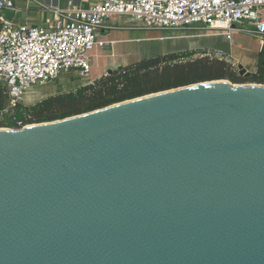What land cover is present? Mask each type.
I'll return each instance as SVG.
<instances>
[{"label": "water", "instance_id": "obj_1", "mask_svg": "<svg viewBox=\"0 0 264 264\" xmlns=\"http://www.w3.org/2000/svg\"><path fill=\"white\" fill-rule=\"evenodd\" d=\"M41 124L0 127V264H264V84Z\"/></svg>", "mask_w": 264, "mask_h": 264}, {"label": "built area", "instance_id": "obj_2", "mask_svg": "<svg viewBox=\"0 0 264 264\" xmlns=\"http://www.w3.org/2000/svg\"><path fill=\"white\" fill-rule=\"evenodd\" d=\"M60 1L23 0L27 13L31 7L53 12L50 22L31 24L12 21L20 0H0V85L7 87L9 109L29 105L25 98L34 87L53 82L61 73L89 78L93 52L107 44L98 32L112 17L125 16L151 31L201 28L230 44L235 33H249L264 44V0H97L88 6L81 0H65V7ZM5 9L13 11L11 19L2 15ZM195 23L201 27H194ZM222 55L215 56L231 61V56ZM231 63L238 72V62ZM11 113L13 125L4 128L29 125V113L23 117Z\"/></svg>", "mask_w": 264, "mask_h": 264}, {"label": "trees", "instance_id": "obj_3", "mask_svg": "<svg viewBox=\"0 0 264 264\" xmlns=\"http://www.w3.org/2000/svg\"><path fill=\"white\" fill-rule=\"evenodd\" d=\"M193 54V51L167 53L108 68L105 75L74 91L51 94L34 104H19L14 109L8 108L7 87L0 85V127L13 125L11 110L18 117L29 113V124L43 123L197 82L226 79L232 83L264 84V44L257 53L255 71L249 77L240 76L225 58L215 55L193 58Z\"/></svg>", "mask_w": 264, "mask_h": 264}, {"label": "rangeland", "instance_id": "obj_4", "mask_svg": "<svg viewBox=\"0 0 264 264\" xmlns=\"http://www.w3.org/2000/svg\"><path fill=\"white\" fill-rule=\"evenodd\" d=\"M24 3L23 0H20L17 6L21 8L19 11L14 14L12 21L13 22H22L25 17H26V12L24 11L23 7ZM51 13L47 14V18L50 20L51 16L49 15ZM139 32L141 31L142 34L146 36H159L161 34H168V33H180V34H185V35H194V36H186L189 39L184 40L185 42H189L190 47L189 49H186L184 51L187 52H194L193 58L200 57V54L210 52L212 55H218V53L226 55V56H231L230 62H241L244 64L247 70L254 72L255 71V62L257 55L254 56L252 53L254 51V48H258L260 45V40L257 39L256 37L250 35L249 33H235L233 38H232V44H230L225 37L213 34L212 31H206L201 28L197 29H185L182 31H151V30H138ZM190 40V41H189ZM184 42V44H185ZM154 43L153 41H145V44H152ZM165 44H170V41H165ZM154 44V48H156ZM187 45V43H186ZM160 48H162V45H160ZM179 51V50H177ZM168 50L166 52H161V53H155L151 54L150 56H144L143 58H148L151 56L155 55H161V54H167V53H180L184 51H179L177 52ZM109 52V51H107ZM252 52V53H251ZM95 53H98L95 52ZM135 55V56H134ZM222 55V56H223ZM97 58H94V52L92 56V68H91V73L89 78H84L80 79L74 76L72 73H61L57 79H55L53 82L42 85V86H36L34 87V91L30 92L28 94L29 98H25V101L27 104L31 105L34 104L44 97L51 95V94H56L59 92H65V91H71V90H76L80 85L89 83L90 80L96 75L97 71L94 68L95 62H99L100 68L98 71H104L107 69V67L113 68L118 65H127L136 62V57H138L137 52L135 54H130L128 56V60L126 59L125 61H117L112 65H106V63L109 62L110 58L109 57H104V56H99L97 54ZM141 58V59H143ZM130 59V60H129ZM136 60V61H135ZM244 60H247L243 62ZM139 61V60H138ZM107 71V70H106ZM101 77V76H100ZM94 80V79H93ZM251 82H244V83H235V84H250ZM3 127H8V126H3Z\"/></svg>", "mask_w": 264, "mask_h": 264}, {"label": "crops", "instance_id": "obj_5", "mask_svg": "<svg viewBox=\"0 0 264 264\" xmlns=\"http://www.w3.org/2000/svg\"><path fill=\"white\" fill-rule=\"evenodd\" d=\"M51 1V0H46ZM97 0H81V4L83 6H88L91 3H94ZM54 3V0H52V4ZM59 5L61 7L66 6V1L61 0ZM24 7V5H23ZM21 9V8H19ZM25 11V10H24ZM26 12V11H25ZM51 16L50 20L47 18V14ZM53 18V12H44L41 13L38 8L31 7L29 10V13L26 12V17L22 22L28 21L31 24H38V23H45L50 22ZM20 22V21H19ZM15 22V23H19ZM138 30H143L137 24H135L132 20L125 16H117L112 17L110 19H107L104 21L103 27L99 30L98 36L102 37L104 40L107 41V44L100 49H97L94 51V58L96 59L97 54L99 56L109 57L110 60L106 65H112L117 61H125L128 60V56L130 54H135L137 52L138 57H136V60H141L144 56H150L151 54L155 53H161L166 52L168 50L171 51H184L186 49H189L190 45L189 42H185L184 40H188L189 38L186 36H194V35H183L180 33H168V34H161L159 36H146L139 32ZM153 41L152 44H145V41ZM165 41H170V44H165ZM190 41V40H189ZM185 42V44H184ZM187 43V45H186ZM154 44H156V48H154ZM160 45H162V48H160ZM261 45L258 46V48H254L253 55L256 56ZM98 53H95L97 52ZM109 51V52H107ZM177 51V52H179ZM135 56V55H134ZM130 60V59H129ZM135 60V61H136ZM94 68L96 69L97 73L92 78L96 79L102 76L105 71L110 68L107 67L106 70L103 72L99 70L100 64L99 62H95Z\"/></svg>", "mask_w": 264, "mask_h": 264}, {"label": "bare ground", "instance_id": "obj_6", "mask_svg": "<svg viewBox=\"0 0 264 264\" xmlns=\"http://www.w3.org/2000/svg\"><path fill=\"white\" fill-rule=\"evenodd\" d=\"M42 125L41 123L38 124V123H33V124H29L26 128H32V127H37V126H40Z\"/></svg>", "mask_w": 264, "mask_h": 264}]
</instances>
